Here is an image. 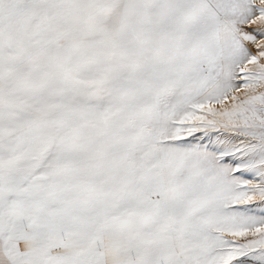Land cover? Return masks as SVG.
Wrapping results in <instances>:
<instances>
[{
    "label": "snow or ice",
    "instance_id": "snow-or-ice-1",
    "mask_svg": "<svg viewBox=\"0 0 264 264\" xmlns=\"http://www.w3.org/2000/svg\"><path fill=\"white\" fill-rule=\"evenodd\" d=\"M0 264H264V0H0Z\"/></svg>",
    "mask_w": 264,
    "mask_h": 264
}]
</instances>
